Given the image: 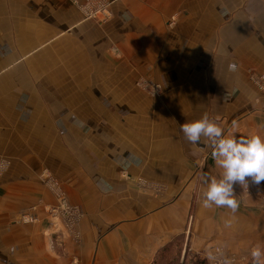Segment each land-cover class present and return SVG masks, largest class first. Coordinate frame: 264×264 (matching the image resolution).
<instances>
[{
    "label": "crops",
    "instance_id": "0c3cea01",
    "mask_svg": "<svg viewBox=\"0 0 264 264\" xmlns=\"http://www.w3.org/2000/svg\"><path fill=\"white\" fill-rule=\"evenodd\" d=\"M90 1L0 0V61L19 57L6 43L44 42V62L49 63L51 48L69 42L74 50L65 49L73 52L74 64L66 67L59 60L58 81L65 84V77L75 74L70 84L91 80L92 90L129 87L136 95L92 100L91 105L108 106L112 113L105 119L111 117L122 128L121 137L101 150L94 133L111 130L98 128L96 121L97 127L84 131L83 121L92 125L98 118L85 115L81 101L74 102L79 106L71 114V120L77 118L74 129H67L65 111L56 114L57 104H68L62 84L54 89L58 98L34 93L11 100L17 108L10 115L0 101V156L13 159L8 177L0 179V194L8 192L0 199V264H153L180 234L187 235L195 251L203 250L202 239L230 250L245 247L247 253L257 244L264 249V213L255 207L254 193L244 196V189L234 186L239 204L234 214L227 207H203V174L218 177L221 169L206 159L212 152L207 138L191 144L180 131V125L207 113L223 120L228 136L256 132L264 138L262 116L239 117L233 128L227 118L201 107L211 105L212 96L219 100L213 105L224 104L228 90H248L249 75L264 74V0H106L112 14L107 22L83 15ZM112 47L119 49V57L112 55ZM8 67L0 68V74L17 66ZM141 78L162 85L166 96L142 93ZM15 83L19 89L20 82ZM34 87L40 85H20ZM241 92L236 98L246 101ZM258 104L256 99L253 105ZM26 107L27 115L33 112L20 121ZM83 147L90 148L85 158ZM72 149L83 165L75 162L72 174L57 182L62 191H54L36 171L51 169L49 162L45 165L48 155ZM57 194L84 211L76 213L80 218L73 232L48 213ZM24 210L30 213H19Z\"/></svg>",
    "mask_w": 264,
    "mask_h": 264
},
{
    "label": "rangeland",
    "instance_id": "374dc122",
    "mask_svg": "<svg viewBox=\"0 0 264 264\" xmlns=\"http://www.w3.org/2000/svg\"><path fill=\"white\" fill-rule=\"evenodd\" d=\"M67 2L71 3L72 5H77V3H73L70 0H66ZM83 0H81L78 4H80ZM106 0H91L88 2L85 6L82 7V13L86 18H96V16L102 18L99 19L100 21L107 22L111 18L112 14L108 11H110ZM81 5V4H80ZM109 8V9H108ZM173 22V21H172ZM174 25V22L172 26ZM8 48L10 47V50L12 48H16L19 57L15 56L8 61H4V59H1L0 61V68H11L12 66H17L14 68L9 69L8 72L4 74H0V101L2 102V106L4 112H7L6 115H10V112L13 108L11 106V100L14 99H23V98H29V96L33 95L35 93L36 96H39L42 98H51L54 97L58 98L59 91H54L55 88H58L60 84L64 86L66 89V99L65 101H68L67 105L57 104L54 108L56 110V114L59 115L60 113L65 111V114L67 116L68 122H67V129H74L76 120H71L72 116L71 114H74V110L76 109L78 112L79 106L74 103L75 101L80 103V101L83 104V111L86 113L85 115L92 114L97 120L91 123L87 124L85 121H83L81 124L83 126V130L85 131L88 126H95L98 128L103 126H108L109 130H106L104 132L96 131L97 133H94V141H97L99 150L106 149L108 146L112 144V141L116 137H121L120 130H122L121 123L118 121L112 120L111 117L106 118L105 117L112 112L110 110H107L106 105L97 104V105H91L92 100H98V99H106L111 98V95L114 94L117 97H123V98H135V91H131L128 87V89H97L92 90L89 88L88 85H90L91 80H81V83H72L71 81L74 80L75 74H72L70 77H65L66 83L63 84L62 82L58 81L59 78V67L58 63L59 60L61 61L62 65L66 67H70L74 64V60L72 58L73 52H69L67 49L74 50V45L69 44L67 42L66 47H59L56 46L55 48H51L52 53L48 54V57L51 58L50 62L45 63L44 57H43V47L44 42H31V43H13L12 47L10 43H6ZM47 46V45H46ZM81 48V47H78ZM35 49H38L37 51H34ZM8 51V53L10 52ZM112 55L119 57L120 51L117 47H112ZM37 71H39V74H35ZM82 75V74H79ZM14 78L16 81L20 82V85L25 84H39L40 87H34L35 89H28V88H20L17 89L16 81L13 80ZM103 81V79H101ZM140 81L137 83L138 87L140 88V91L142 93H146L152 98H159L160 96H166V90L160 85L159 83H155L153 81H150L147 78H141ZM249 85L250 88L241 90V89H232L227 91V101L220 102V104L213 105L212 101H216L219 103V100H216L212 96V101H209L211 105L209 106H201L202 109H209L211 115L217 116L219 119L220 117L227 118V123H232L233 121H237L240 118L239 117H245L247 115L251 116H262L264 117V74L262 73H251L249 75ZM2 84V85H1ZM71 86H77L81 87V89H69ZM256 87L254 88L253 87ZM47 86V88H45ZM50 86L51 88H48ZM53 88V89H52ZM54 91V94H53ZM242 91V92H241ZM241 92V95H243V98L246 101H243V99L236 98V95ZM258 94V97H256ZM163 95V96H162ZM64 96L63 93H61V97ZM256 99H259V104L257 106L253 105V102L256 101ZM261 100V103H260ZM64 102V101H63ZM42 103V102H41ZM50 103V102H48ZM242 103V105H240ZM24 105H20L19 109H21ZM34 108V107H33ZM40 109L47 110L46 112H51L50 107L43 106L39 107ZM30 109H32V106H30ZM174 109V108H173ZM61 111V112H60ZM33 111L27 115L28 110L26 107V111L20 110V121H25L27 118H30V114ZM174 111L170 109L169 114H173ZM98 114V116L96 115ZM168 114V115H169ZM5 115V117H6ZM202 115V114H200ZM220 116V117H219ZM228 116V117H227ZM197 117V116H196ZM12 119L16 121L18 119V116L15 114ZM58 120V119H57ZM231 120V121H230ZM98 121V122H96ZM94 122H96L95 125ZM216 123L222 128V124L224 123L223 120L220 123V121H216ZM42 124V123H41ZM43 125V124H42ZM58 126V121L55 124ZM80 125V122L77 124ZM95 129V128H94ZM244 129H246L244 127ZM230 128L228 127L227 132H229ZM251 135H256V132L252 133ZM251 135H244V137H249ZM87 141V139L84 138V143ZM90 148H84L83 147V157L85 158L86 152L89 151ZM206 159H209L211 161V164H214V160L211 156V153L206 157ZM12 156L8 155L6 153L2 154L0 156V179L8 177L11 167H13L12 164ZM49 162V165L51 169L48 168H40L36 171V174L40 176L39 179L47 181V183H50L51 189L57 190L62 189L60 188V181L61 175L63 176H69L72 174V172L75 170V162L77 163V167L82 166L83 162L78 159V153H77V159L76 155L74 153V149H72L71 152L67 151V153H61V154H55V155H48V161L45 165ZM44 165V166H45ZM60 168V169H58ZM19 172L18 170H15ZM7 172V174H5ZM60 175V177H58ZM142 179L140 178L139 183H142ZM59 184H58V183ZM140 185V184H139ZM7 189V188H6ZM9 191V190H8ZM7 191L4 190L0 194V199L4 198L7 195ZM254 193L253 196H255L258 200L255 203L257 209L260 213H264V182H261L260 185H250L248 189H244L242 191V194L246 196V194ZM8 196V195H7ZM59 194H57V203L55 205H52L51 207H46L48 209V213H71L69 217V221L71 222V226H68V230L72 231V227L75 224V217L74 213H84L83 209H81L79 206H76L75 204L70 203V201L65 197L64 194H60V197H58ZM244 198V197H243ZM65 206V208L63 207ZM42 207L41 205H39ZM38 206V207H39ZM38 207H35L36 209ZM29 210H32L29 209ZM19 213H30L29 211H19ZM27 220V219H26ZM193 219H189V226L192 225ZM68 231V232H69ZM263 234L264 229L262 228ZM175 240V241H174ZM172 242H170V246L168 248H165L162 252L160 257H156L153 264H198L200 261H205L208 264H249L253 261L251 253L245 252L244 248H240L239 251L233 250L224 245L215 243L214 241L208 242L207 239H202L198 244H200V251L192 250L190 247L189 242L187 241V235L177 236ZM239 248V247H238ZM251 256V257H250Z\"/></svg>",
    "mask_w": 264,
    "mask_h": 264
},
{
    "label": "clouds",
    "instance_id": "9594fccd",
    "mask_svg": "<svg viewBox=\"0 0 264 264\" xmlns=\"http://www.w3.org/2000/svg\"><path fill=\"white\" fill-rule=\"evenodd\" d=\"M232 127H237L235 121ZM180 131L191 144L198 145L202 137L207 138L212 148L211 156L221 169L218 177L203 174L206 186L202 193L203 207H227L234 214L239 207L234 186L248 189L250 183L260 185L264 182V138L260 135L228 136L207 113L198 120L183 123ZM251 256L253 264H264V249L260 244L252 249Z\"/></svg>",
    "mask_w": 264,
    "mask_h": 264
},
{
    "label": "built area",
    "instance_id": "2783aa9c",
    "mask_svg": "<svg viewBox=\"0 0 264 264\" xmlns=\"http://www.w3.org/2000/svg\"><path fill=\"white\" fill-rule=\"evenodd\" d=\"M70 1L78 4L81 0H70ZM63 207L65 208L64 205H63ZM52 214H54L55 217H57L58 219H61L67 228L71 224V222L69 221V217H68L71 213H52ZM74 217H75V224L73 225L71 230L74 229V226L77 224V222L80 218V216L76 215V213H74Z\"/></svg>",
    "mask_w": 264,
    "mask_h": 264
},
{
    "label": "trees",
    "instance_id": "16d2710c",
    "mask_svg": "<svg viewBox=\"0 0 264 264\" xmlns=\"http://www.w3.org/2000/svg\"><path fill=\"white\" fill-rule=\"evenodd\" d=\"M198 264H208V263H206L205 261H200V262H198ZM249 264H253V261Z\"/></svg>",
    "mask_w": 264,
    "mask_h": 264
}]
</instances>
